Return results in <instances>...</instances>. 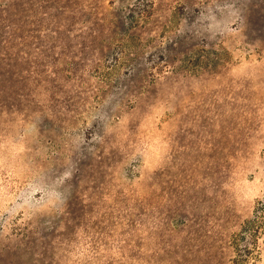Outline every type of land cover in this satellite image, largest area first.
Here are the masks:
<instances>
[{"label": "rangeland", "instance_id": "rangeland-1", "mask_svg": "<svg viewBox=\"0 0 264 264\" xmlns=\"http://www.w3.org/2000/svg\"><path fill=\"white\" fill-rule=\"evenodd\" d=\"M0 264H264V0H0Z\"/></svg>", "mask_w": 264, "mask_h": 264}]
</instances>
